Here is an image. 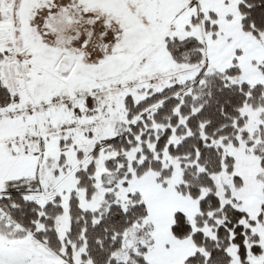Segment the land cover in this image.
<instances>
[{
    "label": "snow or ice",
    "instance_id": "6c2138e0",
    "mask_svg": "<svg viewBox=\"0 0 264 264\" xmlns=\"http://www.w3.org/2000/svg\"><path fill=\"white\" fill-rule=\"evenodd\" d=\"M0 264H264V0H0Z\"/></svg>",
    "mask_w": 264,
    "mask_h": 264
}]
</instances>
